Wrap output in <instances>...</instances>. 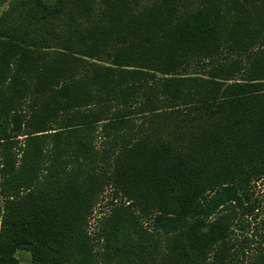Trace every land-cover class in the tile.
I'll list each match as a JSON object with an SVG mask.
<instances>
[{"label": "trees", "instance_id": "obj_1", "mask_svg": "<svg viewBox=\"0 0 264 264\" xmlns=\"http://www.w3.org/2000/svg\"><path fill=\"white\" fill-rule=\"evenodd\" d=\"M263 178L264 0H0V264H264Z\"/></svg>", "mask_w": 264, "mask_h": 264}, {"label": "rangeland", "instance_id": "obj_2", "mask_svg": "<svg viewBox=\"0 0 264 264\" xmlns=\"http://www.w3.org/2000/svg\"><path fill=\"white\" fill-rule=\"evenodd\" d=\"M253 199L255 200V205L257 207L254 211V214H256L255 220L254 218L247 217L245 219L247 222L236 223L232 226V229L234 230V241L237 245H242L244 248L250 245L251 247L257 246L259 241L258 237L254 236V228L259 221L264 220V178L255 184ZM124 203V200L121 199L120 196L109 186L104 187L93 202L91 209L87 214L86 229L96 252L101 251L102 224L104 219L110 214L115 206ZM15 257L19 264H29L30 262V255L26 251H16Z\"/></svg>", "mask_w": 264, "mask_h": 264}]
</instances>
